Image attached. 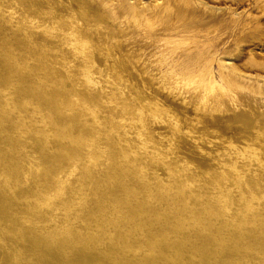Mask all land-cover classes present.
Listing matches in <instances>:
<instances>
[{"label":"bare ground","instance_id":"obj_1","mask_svg":"<svg viewBox=\"0 0 264 264\" xmlns=\"http://www.w3.org/2000/svg\"><path fill=\"white\" fill-rule=\"evenodd\" d=\"M175 1L173 12L153 15L126 0H8L14 18L0 9V264H264L260 166L238 163L246 171L239 192L232 170L211 169L215 184L232 187L222 197L194 174L161 169V160L136 151L134 136L123 138V118H135V108L96 69L94 50L105 41H120L114 51L137 69L148 40L149 56L159 50L173 70L199 71L197 61L185 63L199 58L192 50L173 59L182 46L176 38L191 29L173 22L195 7L210 17L221 9ZM134 22L142 24L140 48L121 43ZM178 77L180 115L191 107L187 93L209 88L206 111L217 105L226 125L264 134V105L257 124L256 115L233 113L212 77Z\"/></svg>","mask_w":264,"mask_h":264},{"label":"rangeland","instance_id":"obj_2","mask_svg":"<svg viewBox=\"0 0 264 264\" xmlns=\"http://www.w3.org/2000/svg\"><path fill=\"white\" fill-rule=\"evenodd\" d=\"M126 1L132 7L140 5L145 9L146 15H153L157 10L173 12L177 6L175 0ZM202 1L221 10L211 15L214 17H210L195 7L194 11L191 10L192 16H185L182 20L173 22L177 28L183 25L191 28L188 34L176 38L182 49L177 50L173 59L183 56L185 51L192 50L199 60L189 57L185 63L197 61L201 67L199 71L173 70L174 66L164 62L165 59L159 54V50H150L153 54L149 56L148 40L143 41L145 50L138 51L135 61L138 64L137 69L124 65L114 51L112 45L120 41L107 40L99 49L94 50V54L100 64L96 68L100 76L104 81L113 82L114 89L121 97L128 94L130 103L135 108V118L129 114L123 118L127 125V133L123 138L127 140L134 136L136 151L148 153L153 159L161 160V169L167 164L170 167L175 166L180 172L194 174L204 183L213 185V188L215 185V190L218 188L222 197L226 196L232 187L224 189L215 184L210 170H232L238 177L236 191L239 192L240 182L246 177V171L238 167L240 161L248 165L256 162L264 171V134L256 129L254 138H251L244 133V126L241 124L226 125L222 119L221 107L217 105L206 111L204 96L206 93H213L209 88L199 89L196 98L190 96L194 94V90L190 91V94L187 93L191 107L185 109L183 105L185 112L180 115L173 103L186 104V101L184 96L183 99H177L178 85L172 80L177 79V76L191 74V78L196 77L207 83L212 77L213 83L227 98L233 113L256 115L258 124L264 105V0H216L211 3ZM7 2L8 0H0V9L4 10ZM181 6L188 8L187 10L191 7L185 3ZM5 9H9L12 18L15 17L10 7ZM160 16L163 17V14ZM141 25V22H134L135 28L130 30L132 36L121 41L124 46L140 41L137 45V48H140L143 39L142 31H139ZM75 48L78 49L79 46L75 45ZM153 56L157 57L156 61L149 63L147 60ZM211 59L214 60L213 64L206 68ZM222 60L231 64V67H223L220 63ZM160 93L163 98L158 95ZM145 118L150 121L153 133H147ZM135 126L137 131H134ZM174 143L178 145L175 146ZM222 154L228 157L229 163H224Z\"/></svg>","mask_w":264,"mask_h":264}]
</instances>
